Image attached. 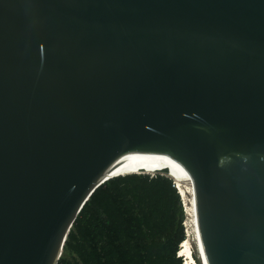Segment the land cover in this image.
Segmentation results:
<instances>
[{
	"label": "water",
	"instance_id": "95a60500",
	"mask_svg": "<svg viewBox=\"0 0 264 264\" xmlns=\"http://www.w3.org/2000/svg\"><path fill=\"white\" fill-rule=\"evenodd\" d=\"M173 160L202 264H264V0H0V264Z\"/></svg>",
	"mask_w": 264,
	"mask_h": 264
},
{
	"label": "trees",
	"instance_id": "16d2710c",
	"mask_svg": "<svg viewBox=\"0 0 264 264\" xmlns=\"http://www.w3.org/2000/svg\"><path fill=\"white\" fill-rule=\"evenodd\" d=\"M184 218L169 176L112 177L83 205L57 264H182Z\"/></svg>",
	"mask_w": 264,
	"mask_h": 264
},
{
	"label": "bare ground",
	"instance_id": "6f19581e",
	"mask_svg": "<svg viewBox=\"0 0 264 264\" xmlns=\"http://www.w3.org/2000/svg\"><path fill=\"white\" fill-rule=\"evenodd\" d=\"M164 168L169 169L170 174H168V176L170 178H172V179H175L177 188L179 189L180 197H181V200H182V203H183V206H184V209H185V213H186L185 215H187L186 217H188V222H189V223H187V226L189 225V230H188V233L186 235L187 236H192V240H194V243H195L196 248L198 250V259H199L200 263L202 264L199 244H198V241H197V237H196V234H195V230H194V227H193V223H192V220H191V216H190V213H189V209H188V206H187V202H186V199H185V195H184V192H183V188H182V185H181V181H180V178H179V174H178V171H177L175 160H173L168 166H146V163H136V166H122V168H118L117 169V172L118 173H123L124 175L125 174H130L132 172H137L138 173L140 171H144L145 173H148V174H153V172H155V171L157 172L158 170L160 171L161 169H164ZM186 220H187V218H186ZM187 236H185V239L180 244V252L179 253H180V255L188 256L190 258L189 260L191 261V259H192V262H194L193 261L194 258L191 255V251H190V247H189V243L190 242L186 238ZM188 257H187V259H188Z\"/></svg>",
	"mask_w": 264,
	"mask_h": 264
},
{
	"label": "rangeland",
	"instance_id": "374dc122",
	"mask_svg": "<svg viewBox=\"0 0 264 264\" xmlns=\"http://www.w3.org/2000/svg\"><path fill=\"white\" fill-rule=\"evenodd\" d=\"M156 173H159V172H153V174H156ZM153 174H151V175H153ZM184 214H186L185 213V209H184ZM186 216L187 215H185V218H184V221H183V226H184V230H185V236H187L186 234L188 233V230H189V225L187 226V223H189L188 222V217H186ZM186 218H187V220H186ZM186 238L190 242L189 243V247H190L191 255L194 258V260H193L194 262H192V259L190 261L189 260L190 258L188 256H186V255H180V253H179L180 252V245H179V250L177 252V256H179L182 259V264H201L200 261H199V259H198V250L196 248V245L194 243V240H192V236H187ZM187 257H188V259H187Z\"/></svg>",
	"mask_w": 264,
	"mask_h": 264
}]
</instances>
